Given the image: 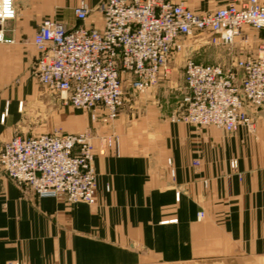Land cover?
<instances>
[{
  "label": "crops",
  "instance_id": "0c3cea01",
  "mask_svg": "<svg viewBox=\"0 0 264 264\" xmlns=\"http://www.w3.org/2000/svg\"><path fill=\"white\" fill-rule=\"evenodd\" d=\"M80 1L15 0L17 16L5 24L15 41L0 42V150L54 100L33 74L39 25L103 26L101 0H85V21L74 13ZM256 34L254 43L264 30ZM170 99L132 96L109 125L77 109L59 114L69 132L96 129L93 205L39 197L0 171V264H264V111L249 108L254 133L227 132L173 121ZM112 133L117 148L105 145Z\"/></svg>",
  "mask_w": 264,
  "mask_h": 264
},
{
  "label": "built area",
  "instance_id": "2783aa9c",
  "mask_svg": "<svg viewBox=\"0 0 264 264\" xmlns=\"http://www.w3.org/2000/svg\"><path fill=\"white\" fill-rule=\"evenodd\" d=\"M98 10L101 28L47 20L37 29L33 74L47 92L66 93V102L76 109H103V122L112 123L127 92L151 88L170 71L187 39L197 37L201 44L227 47L230 61L223 65L186 58L182 107L172 120L228 132L241 126L255 131L248 107L264 110V38L255 54L236 57L233 52L238 38L250 42L243 35L246 26L264 30L262 2L246 0L198 12L173 0H101ZM91 11L85 0L74 9L81 21ZM16 16L15 0H0L1 43L15 41L6 35L5 23ZM103 139L107 147L119 142L115 133ZM93 162L89 131L16 135L0 150V170L16 184L71 203H96Z\"/></svg>",
  "mask_w": 264,
  "mask_h": 264
},
{
  "label": "rangeland",
  "instance_id": "374dc122",
  "mask_svg": "<svg viewBox=\"0 0 264 264\" xmlns=\"http://www.w3.org/2000/svg\"><path fill=\"white\" fill-rule=\"evenodd\" d=\"M173 1L184 2L192 10L198 11V12H204V11L213 10V9H216V8H219L222 6H226L230 3L241 4L246 0H173ZM259 2H262L264 4V0H259ZM47 20L51 21V19H45L44 22ZM258 31H260V30H256V29L252 28L251 26H246L244 28L243 35L247 34L250 37V42L245 43V42L241 41V38H238L236 46H235V47H237L238 52L244 53L243 56L250 55L253 53L255 54L258 52V50H259L258 43L260 42L261 39H258L256 43H254V40L253 41L251 40V37H256V35H257L256 32H258ZM222 47H223V50L225 49L226 51L222 50L223 52H221L222 53L221 58L223 56H225L224 59L228 58L230 61L229 49L227 47H224L222 45L201 44L200 41L197 40V37L187 39L186 46H185L184 50L177 53L176 56H174L172 58V61L170 63V71L167 73V75L163 76L158 82H156L151 88H149L147 90H144V91H131L130 90V91H128L127 92V100H126L125 105L128 103L129 98L130 99L132 98V96L147 95V93L157 94V95L160 94L163 97L164 96H166V97L171 96L172 99H170L169 103L172 104V112H171V116H170L172 119L173 114L176 111L180 110L182 107V99H183V96L185 93L184 64H185L186 58H192V59L196 60L197 62H201V63H210V64L221 63V62H219L220 60H218V59L220 57L219 56V53H220L219 49ZM226 54H227V56H226ZM235 56L241 57L240 55H235ZM229 61H226L224 63L222 62L221 64L227 65L229 63ZM166 82H173V83H172V85H170L166 88H164L163 86L162 87L160 86L161 88L158 89L159 84L164 85V83H166ZM125 86H128V82H125ZM31 87L33 88V86H31ZM155 90H156V92H155ZM62 94H64V93H57V94L52 95L51 98L54 99L53 102H47L46 101L44 103V106H42V110L39 109L35 112L31 111L29 113V119H28L29 131L26 134L24 133V134H17V135L30 137V136H35V135H39L42 133H52L56 130H61L65 133H72V132H69L68 130H66L67 128L65 126H63V122L60 121V117H58V116L60 113H63L65 111H74L73 109H76V108H74L69 103H67L66 102L67 95L66 94L62 95ZM44 99H45V97H44ZM35 100H36V96L34 95V93L31 94L30 96H28V98H27L28 102L29 101L35 102ZM161 104H163V102ZM249 108L250 107H248V111L250 113ZM252 108H254V107H252ZM77 110H79L81 112H89L91 115L90 119L93 122L98 121L100 124H107V123L103 122V118H102L103 115L100 116L98 114V112L93 113V110H89V111L88 110H82V109H77ZM257 110H260V109H257ZM94 114H95V116H94ZM250 116L254 120L255 127H256V118L252 114H250ZM4 117H5V114H4ZM176 122H178V121H176ZM180 122H182V121H180ZM185 123H187V122H185ZM109 124H111V123H109ZM189 124H191V123H189ZM192 125H194L196 127L210 126V125L200 126V125H195V124H192ZM241 128H246V127L241 126L236 131H239ZM83 131L91 132V134L93 136V141H94V138L96 137V133H97L96 129L94 128V125L91 127H88L87 129H85ZM83 131H81V132H83ZM236 131H233V132H236ZM255 131H256V129H255ZM74 133H78V132H74ZM103 138H105V137H103ZM117 146H118V144L115 147L109 146V148H117ZM95 155L96 154L94 151V162H93L94 168H95ZM234 162H236V165L238 166L237 160H233L231 162V165L233 168H236L237 166L236 167L233 166ZM196 164H198V162H196ZM2 173H4V172H2ZM95 175H96V185H97L96 168H95ZM31 190L34 191L33 189H31ZM96 193H97V188H96ZM39 197H41V196H39ZM58 199H60V198H58ZM62 200H64V199H62ZM64 201L67 202L66 200H64ZM67 203L70 204L71 202H67ZM75 203H77V202H75ZM82 203H84V202H82ZM201 214H203V215H201ZM199 216L203 217L204 212H202V211L199 212Z\"/></svg>",
  "mask_w": 264,
  "mask_h": 264
}]
</instances>
